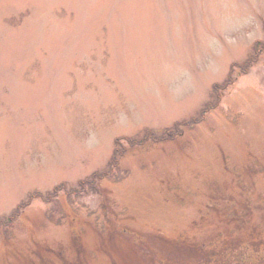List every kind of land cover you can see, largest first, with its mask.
I'll use <instances>...</instances> for the list:
<instances>
[{
	"label": "rangeland",
	"instance_id": "1",
	"mask_svg": "<svg viewBox=\"0 0 264 264\" xmlns=\"http://www.w3.org/2000/svg\"><path fill=\"white\" fill-rule=\"evenodd\" d=\"M0 264H264V0H0Z\"/></svg>",
	"mask_w": 264,
	"mask_h": 264
},
{
	"label": "trees",
	"instance_id": "2",
	"mask_svg": "<svg viewBox=\"0 0 264 264\" xmlns=\"http://www.w3.org/2000/svg\"><path fill=\"white\" fill-rule=\"evenodd\" d=\"M258 41H255V43H254V49L256 50V47L258 46ZM257 50H258V48H257ZM258 52V51H257ZM253 57H249L248 59H247V61L245 62L246 64V66H249L250 65V60L252 59ZM234 66H235V64H232L231 65V69L232 68H234ZM231 72H232V70H231ZM228 78H229V76H228ZM226 81V80H225ZM225 82H223V84H224ZM221 85V83H216L215 85H214V87H212V94H213V91H214V89H217L218 88V85ZM226 84H224V86H225ZM207 103H205V105L201 108V110H200V112H199V114L198 115H200V118L201 117H203V115H204V113L206 112V111H208V109L210 108V104H213V103H211L210 102V100H208V101H206ZM199 118V119H200ZM197 116H195V117H193V118H191V119H189L188 121H182L181 123L180 122H178L179 124H185V125H187V124H191V123H193V122H195V121H197ZM175 126H177V123H175ZM170 131V130H169ZM164 132V131H163ZM165 134L166 135H168L169 133L168 132H165ZM154 135H157L156 134V132H155V134H154V131H149V132H144L143 133V137H145V139H150V137H154ZM159 135V134H158ZM173 136H174V134H173ZM134 138L133 137H118V138H116L115 140H114V143H115V145L117 146L119 143H120V140H125V141H127L129 144H130V146H133V145H137V144H141V143H143L141 140H138V141H134L133 140ZM144 140V139H143ZM150 140H154V139H150ZM111 161L112 162H114V163H116V164H118V162H116L115 161V159L114 158H112L111 159ZM111 161H110V163H111ZM113 166V165H112ZM112 166H110L109 167V170H107L106 172H102V173H100L99 171H97V172H94V173H92L91 175H90V179H81V180H79L78 181V184H79V186L78 187H69V189H67L66 188V183H62V184H60V185H58L57 186V188L55 189L57 192H60V191H62L63 193L62 194H64V197L67 199V201L70 203L71 202V200H72V198H71V196L72 195H76V196H78L79 194H81V193H84V192H86V191H88V189L90 190V191H94V187H93V183H94V181H100V180H102V179H105V178H107V177H109L112 173H113V167ZM30 197L31 198H35V197H38V198H40L43 202H46V203H50L54 198H56L57 197V194L56 193H52V192H48L47 193V195H45V196H43V195H41V194H39V193H36L35 195H34V197H33V194H31L30 195ZM20 206H24V204L22 203ZM16 210V209H15ZM18 210V209H17ZM222 260H224V258H221Z\"/></svg>",
	"mask_w": 264,
	"mask_h": 264
}]
</instances>
